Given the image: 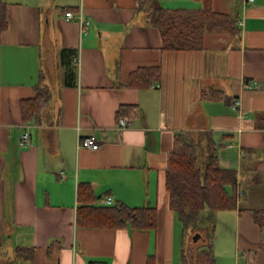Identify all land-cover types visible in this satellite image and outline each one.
<instances>
[{
    "label": "crops",
    "instance_id": "0c3cea01",
    "mask_svg": "<svg viewBox=\"0 0 264 264\" xmlns=\"http://www.w3.org/2000/svg\"><path fill=\"white\" fill-rule=\"evenodd\" d=\"M3 2L0 264H147L151 257L181 264L182 228L166 188L179 133L210 134L220 166L237 172L236 192L244 193L235 210L214 213L202 228L214 229L217 264H264L263 231L253 216L264 210V0H213L215 12L242 21L239 34H206L204 48L193 51L163 50L140 0ZM151 6L196 10L203 2ZM153 66L161 67L159 81L124 87L134 71ZM41 79L52 97L38 121L25 123L22 102L35 97ZM122 105L136 107L123 118L130 123L124 130L116 115ZM26 133L30 141L21 146ZM91 135L98 150L81 145ZM83 183L100 198L97 206L111 197L114 204L156 208L157 227L78 223ZM17 248L34 249L33 258L18 257Z\"/></svg>",
    "mask_w": 264,
    "mask_h": 264
},
{
    "label": "trees",
    "instance_id": "16d2710c",
    "mask_svg": "<svg viewBox=\"0 0 264 264\" xmlns=\"http://www.w3.org/2000/svg\"><path fill=\"white\" fill-rule=\"evenodd\" d=\"M203 2L201 9H170L152 7V0H140L139 10L145 12L150 24L156 26L163 42V50L193 51L204 48L206 34H239L235 17L215 12L213 0ZM8 28L7 4L0 0V38ZM161 67H141L134 71L124 87L142 89L153 85L161 78ZM222 97V93L210 92L209 98ZM52 97L51 90L44 84L37 85L34 98L22 102L23 122L38 121ZM136 107L122 105L117 111V121ZM216 144L210 134H199L193 138L185 133L175 137L174 147L169 153L166 168V188L169 207L177 215L182 228L183 248L181 264H217L212 249L214 229L209 235L208 246L193 254L192 261L184 249L185 239L199 231L219 211L235 210L238 205L237 172L222 168L216 153ZM232 188V192L229 191ZM78 223L85 227L137 230H154L157 227L156 208H131L124 203L113 206H97V198L89 184L79 185ZM207 213V215L205 214ZM254 221L263 231L264 210L253 211ZM206 223L203 226V223ZM202 238L200 233L193 236V242ZM208 247V249H207ZM34 249L17 248L18 257L32 259ZM254 259V258H253ZM253 260L248 264H253ZM147 264H155L151 257Z\"/></svg>",
    "mask_w": 264,
    "mask_h": 264
},
{
    "label": "built area",
    "instance_id": "2783aa9c",
    "mask_svg": "<svg viewBox=\"0 0 264 264\" xmlns=\"http://www.w3.org/2000/svg\"><path fill=\"white\" fill-rule=\"evenodd\" d=\"M250 1H253V0H250ZM66 17L68 20L74 19V15L72 12H68L66 14ZM82 22H83V20H82ZM238 24L241 26L242 21H240ZM88 25H89V22L84 25V27H83L84 32L87 31ZM239 106H240V101H236L234 104V108L238 109ZM117 124H118V128L120 130H124V129L128 128V126L130 125V123L123 118L118 120ZM29 141H30V135L28 133L24 134L22 139H21V146L27 145L29 143ZM81 145H82V147L87 148V149H91V150H98L100 148V143H99L97 137L94 135L83 138L81 141ZM237 196H238V201H239V199H241L244 196V193L241 190H239ZM104 204L106 206L115 205L114 201L111 197L106 198L104 200Z\"/></svg>",
    "mask_w": 264,
    "mask_h": 264
},
{
    "label": "rangeland",
    "instance_id": "374dc122",
    "mask_svg": "<svg viewBox=\"0 0 264 264\" xmlns=\"http://www.w3.org/2000/svg\"><path fill=\"white\" fill-rule=\"evenodd\" d=\"M205 214L207 215L206 212H205ZM205 225H206V223L204 222L203 226H205ZM197 233H200L202 238L199 240L198 243H194L193 242V236L195 234H197ZM185 243H187V255L189 256V258L192 261L193 254H195V252L197 250H199L202 247L206 248V246H208V244H209V235H208V233H206V231H204L202 229H199V231H195L191 235L187 236V238L185 239ZM208 247H207V249H208Z\"/></svg>",
    "mask_w": 264,
    "mask_h": 264
}]
</instances>
